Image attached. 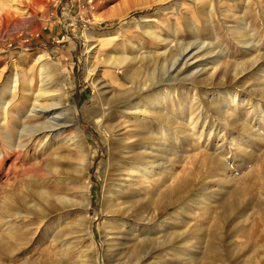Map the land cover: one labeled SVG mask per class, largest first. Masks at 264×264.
Returning a JSON list of instances; mask_svg holds the SVG:
<instances>
[{"label": "rangeland", "instance_id": "obj_1", "mask_svg": "<svg viewBox=\"0 0 264 264\" xmlns=\"http://www.w3.org/2000/svg\"><path fill=\"white\" fill-rule=\"evenodd\" d=\"M0 1V150L18 140L20 118L41 89L47 94L37 104L63 100L48 111L62 124L53 135L46 132L49 145H35L37 152L28 146L20 159L11 155L0 166V217L13 207L6 197L26 194L41 205L0 224V264L92 263L86 262L92 246L84 229L102 244L110 217L102 213L104 188L122 165L117 139L104 127L134 124L120 110L103 118V110L121 97L114 93H137L134 77L154 71V80H161L171 67L164 82L181 89L179 99L161 105L168 120L162 123L165 164L152 167L149 183L135 179L125 186L127 197L119 201L152 209L166 191L165 210L148 223L154 232L168 221L169 241L159 251L166 264H264V0H37L29 9ZM180 54L183 60L174 62ZM107 56L125 57L123 74L104 64ZM200 70L203 75L189 82ZM228 93L242 103L228 107ZM142 126L159 133L158 123ZM77 139L80 145H73ZM83 156L86 170L76 165ZM182 183L188 184L184 190L168 196L169 187ZM44 190L53 195L45 221L47 203L38 199ZM125 215L122 228L134 236L133 222L140 225L144 217ZM70 224L75 229L64 237ZM128 240L124 255L110 264L133 261Z\"/></svg>", "mask_w": 264, "mask_h": 264}, {"label": "bare ground", "instance_id": "obj_2", "mask_svg": "<svg viewBox=\"0 0 264 264\" xmlns=\"http://www.w3.org/2000/svg\"><path fill=\"white\" fill-rule=\"evenodd\" d=\"M6 1H8L10 4L15 6L16 8L19 7L21 9H29L30 6L35 5V3L37 2V0H6ZM162 1L164 2V0H162ZM151 33H148V34L153 37V33L152 34ZM90 37H91L90 35L86 36L87 39H90ZM158 40H159V38H158ZM172 57L170 59H172ZM178 59L183 60V57L181 54L178 55V57L174 60V62L175 61L179 62ZM125 60H126L125 57L120 58V57L107 56V58L104 61V64L109 68L117 69L119 73L123 74L124 72L122 69H123V66L125 65V62H126ZM172 65L175 67L176 63L172 64ZM186 65L187 64L185 61L182 64V69ZM162 68H164V67H162ZM171 68H173V67H171ZM169 70L167 68L164 70V72L166 71V73H162L163 77L161 80H160V78L159 79L157 78L156 81L154 80V76H155L154 71L153 72L151 71L152 73H149L145 79L142 78L140 75H138V77H134L135 80L132 81L134 83V88H132V90L136 91L137 93L135 95H131L129 97L125 96L126 94H124V93L130 91V89H128V88H127V90L125 89V91H122L121 93H118L116 95L114 93L112 95L113 98H116L119 95H121V97L123 96V98L118 97L117 99H115V103L112 104L113 106L108 105V107L107 108L105 107L106 109L103 110V112H104L103 114H105V112H106L105 116H103V114H102L103 118L110 115L109 113H111L113 110H118V111L120 110L122 115L131 116L133 118L134 124L132 126H125L126 123H122V124L121 123H115V124L112 123L113 125L109 124L108 126L104 127V131H106L107 134L112 136V138L117 139L118 148L120 149L119 152H121L118 160L121 161L120 163H122V165H121L120 174L117 175L115 178L114 177L111 178V180L109 181L110 182L109 185L107 187H105L106 189L104 188L103 197H102L103 202L101 205L102 213H105L107 216H110V217H109L108 222H107L108 226L105 228V229H107V231H106L107 234L105 235L106 237L104 239H102V242H101L102 244L97 242L95 240L93 234L87 231V227H85V229H84V231L86 233L85 234L86 239L88 238V240L91 241V246H92L90 249L91 250L90 255H92V256L90 257V260L86 261L87 263L92 262L91 264H93V263L94 264H110V262L112 260H116L120 256L122 257L124 255V254L120 255L121 248L123 246L122 242L124 240V246H126V240L129 239L128 241L131 244L132 252L128 256L130 259H132L131 258V255H132L133 261H130V260L127 261L125 259L127 262H125L123 264H166V259L168 257L164 254H160L159 251H160V246L163 244L166 245V243L169 241L168 221L160 222L159 223L160 230L154 231V232H153L154 227H152L151 224H148V223H151L154 221L156 222L158 216H160V213H162L163 210H165L163 208V206L165 204V201L167 200L166 191L164 190L163 194L160 195L161 198L159 199L158 203H156V206L152 207V209L151 208L150 209H147V208L144 209V207L139 208L138 204H136V202H132V200L131 201L128 200L127 202L124 201L125 204H122L123 202L119 201V199H120V197L125 196V193H126V191H124V190H126L125 186H129L130 183L133 182V180H135V179L136 180L140 179L139 181L143 182L144 184L149 183L146 180L148 179L149 174H151V172L153 170L152 167L154 165L159 164V162L162 163L161 165L165 164L163 162L164 161V146H163L162 123L167 124L168 120L166 119V115L162 114V112H161V105L163 104V102L166 103V102H171L177 98L179 99V96H177V92H179L181 89L179 87H176L174 85L172 86V85H169L168 83L164 82L165 81L164 76L168 75ZM216 70H217V68H216ZM89 71L91 72V70H89ZM203 72L204 71H201V70H200V72H197V73L193 72L190 75L189 82L193 81L194 79L199 78L201 75H203ZM157 75H159V74H157ZM212 76L211 75L207 76V79L211 80ZM13 78H15V76ZM213 78H214V76H213ZM204 81L206 83L205 79L201 80V82H204ZM168 87H171V89ZM234 93H230V94L228 93V96H227V101H228V104L230 105L228 107H231V108L237 107L239 102H241L240 100H237L238 95L234 94ZM46 94H47V91L45 89H41V93H39L35 98L33 97L34 102H33L31 109L29 111H27L28 115L24 114L20 118L21 126L19 128L20 130H19V134H18V140L15 142H13L11 140L13 143L12 142L8 143L6 145L5 151L0 150V166H2V164L5 162V160L8 159L11 155L15 157L14 161H17L18 159H20V154L22 152H24L28 146H34L33 149L36 152L39 151L38 149H40L43 146L47 147L49 145V141L52 138L53 130H55V128L62 125V124H59L57 117L50 118V116H53V114L48 113V111L51 108H54L55 106H61V103L63 104V100H61V98H59L60 99L59 102L55 105L47 106V105L37 104L38 100H39L38 97L45 96ZM21 96L25 97V95H23V94H21ZM140 98H142V99L138 100ZM202 102L204 103V105L209 104V102L206 104L207 100L204 98H203ZM3 105H4V99L1 98L0 99V109H2ZM149 106L151 108H149ZM39 116H42V117L44 116L45 120L41 124H38V125H27V123H25L23 121V120H29V119L32 120V119L38 118ZM110 116H109V118H110ZM22 118H24V119H22ZM225 118H228V117H225ZM111 120H113V119H111ZM148 121L150 123H153V122L158 123V126L160 128H159V133L157 135L152 133L151 132L152 130L149 129V127L142 126L143 123H146ZM130 127H132L131 130H130ZM171 129L173 131L176 128L174 127ZM176 131L174 130V132H176ZM46 132H48L49 134H52L50 139H49V134ZM38 135L41 136L40 140L35 141V138H37ZM24 138H27V141H25ZM80 141H81L80 139L74 140L72 144L73 145H80V143H81ZM40 143L42 144V145H40L41 147L35 146V145H39ZM148 150H150V151H148ZM119 152L118 153L116 152V153L119 154ZM116 153H115V155H116ZM205 158L206 157H204L202 159V161ZM213 158H214V156H213ZM202 163L204 164V162H202ZM86 164H87V157L83 156L78 161V163L76 165L78 167H81L84 170H86V167H87ZM203 164H202V166H203ZM208 164L209 163H207V165ZM117 167H119V166H117ZM12 168H14V167H12ZM56 171H54V172H56ZM177 179L178 178L176 177L175 180H177ZM179 181H181V180H179ZM185 185H188V184H185ZM185 185L182 183L177 188L174 186L176 190H173L172 187H169V188H171L172 191H170V189L168 188L170 191L168 196L175 195L176 193H179V191L184 190L183 188ZM157 190H155V191H157ZM81 193H82L83 199L84 198L86 199V197L88 195V189L85 192H81ZM10 196H12V195H10ZM28 196L25 194L23 197L16 195L13 199H10L7 197L4 198L3 201L5 202V204H11L13 207L7 211V212H10V214L9 215L7 214L6 218L0 217V224H2L3 222L4 223L7 222V218L10 217L11 213L12 214L15 213L14 214L15 217H20L21 213H25V215H26V213L28 214L29 210L31 211L32 209H38L41 206L40 205L38 207V204H36V202L33 201ZM51 197H53V195L49 191H46V190L40 191V193L38 194V199L42 200V201L44 200V203L45 202L47 203L46 208H44V209L41 208V212L43 213L41 215L42 218L40 217L41 220L45 221L48 218L47 215H49V214H48L47 208H50ZM125 197H127V196H125ZM124 200H126V199L124 198ZM57 201H64V200L61 199L60 197H57V198H55V202H57ZM152 201H153V199H152ZM120 202H122V203H120ZM81 205L89 206V202H86L84 204L81 203ZM149 205H151V204L149 203ZM42 206H44V205H42ZM126 211H128V213L130 212L132 215H135V216L140 215V216H142V218L144 217V220H143V222H140V223H142L140 225H137L135 222H133L134 223L133 224L134 229H132V231L134 232V236H132L129 232H127L128 230H124L122 228V226L124 227V224H125V222H123L124 221L123 219H125V216H126L125 212ZM41 224H43V223H41ZM130 224H132V222L128 223V225H130ZM74 227L72 224L68 225V228H70V229L66 232V234H64V237L71 235L72 234L71 230L75 229ZM59 232H61V231H58L57 233H55L56 235H54L53 240L51 241V242L55 243V245H56V243L60 242V241H57L61 237V236L58 237ZM131 236H132V238H131ZM157 236H159V237H157ZM161 236H163V238H165V240L160 241L158 243V240H160L159 238ZM107 237H109V238L106 239ZM83 238H85V237H83ZM65 243L67 245L71 244L68 241L64 240V244H62V246L65 245ZM67 245H66V248H64L65 251L70 250V248H71L70 245H68V246ZM0 247L1 248L3 247L1 242H0ZM3 249H5V248L3 247ZM54 249H57V248H54ZM60 251L63 252V250H60V248H59V250H57L56 254L59 255L58 253H60ZM68 252H70V251H68ZM63 257H64V255H63Z\"/></svg>", "mask_w": 264, "mask_h": 264}]
</instances>
